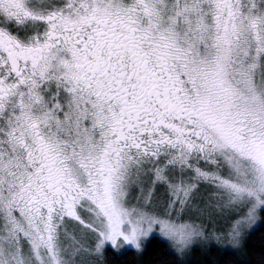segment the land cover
<instances>
[{"label":"snow or ice","instance_id":"1","mask_svg":"<svg viewBox=\"0 0 264 264\" xmlns=\"http://www.w3.org/2000/svg\"><path fill=\"white\" fill-rule=\"evenodd\" d=\"M145 175L162 214L127 205ZM201 181L240 245L264 205V0H0V264H73V222L97 254L156 224L183 250Z\"/></svg>","mask_w":264,"mask_h":264},{"label":"rangeland","instance_id":"2","mask_svg":"<svg viewBox=\"0 0 264 264\" xmlns=\"http://www.w3.org/2000/svg\"><path fill=\"white\" fill-rule=\"evenodd\" d=\"M199 166L204 170H212V167L206 165L204 161H200ZM152 179L151 175H145L141 178L140 184L132 185L130 187L127 196L128 207L148 208L150 211L157 212L158 214H162L164 212L166 202L169 198L167 186L159 182L153 186ZM149 191H151L150 200L145 199V197L148 196ZM214 193V184L206 181L200 182L199 190L194 197L195 207H189L185 211L183 218L185 220L196 222L203 232V236L199 238L194 237L193 242L188 244V246L183 250L178 249L169 237L163 235L160 231V226L156 224L153 225L152 230L146 236L140 237L137 241L139 247L131 242H125L121 237L116 246H114L111 241H105L101 253L97 254L93 250L94 244L97 240L96 233L84 226L78 225V222H73L77 225L74 229V235L79 241V247L81 248V251H79L72 258L73 264H102L104 261V252L107 249L110 248L116 252H120V250L125 251L126 249L139 250L150 237L154 236H158L162 240L172 244L173 247L177 248L183 254L186 252L189 254L196 245H201L203 243H214L219 247L238 249L241 244L235 245L230 240L225 238L233 223L235 210L226 206L224 199ZM263 210L264 205H261L258 208L259 218L251 227H249L246 235L254 226L259 225L260 214ZM81 216L87 222V214L81 212ZM70 230L72 229L70 228ZM121 230L127 233L131 230V225L125 223L121 226Z\"/></svg>","mask_w":264,"mask_h":264},{"label":"trees","instance_id":"3","mask_svg":"<svg viewBox=\"0 0 264 264\" xmlns=\"http://www.w3.org/2000/svg\"><path fill=\"white\" fill-rule=\"evenodd\" d=\"M102 264H264V210L259 225L244 237L238 249L214 243L196 245L188 254L158 236L150 237L139 250L107 249Z\"/></svg>","mask_w":264,"mask_h":264},{"label":"clouds","instance_id":"4","mask_svg":"<svg viewBox=\"0 0 264 264\" xmlns=\"http://www.w3.org/2000/svg\"><path fill=\"white\" fill-rule=\"evenodd\" d=\"M193 239H194V237L192 239H190L187 243L188 244L192 243L193 242Z\"/></svg>","mask_w":264,"mask_h":264}]
</instances>
